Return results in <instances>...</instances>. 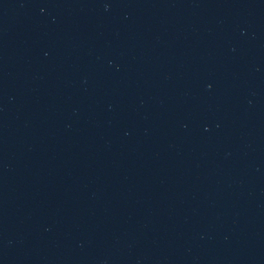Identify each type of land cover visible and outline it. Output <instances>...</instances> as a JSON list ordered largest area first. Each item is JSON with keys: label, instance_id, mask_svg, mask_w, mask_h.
<instances>
[{"label": "water", "instance_id": "95a60500", "mask_svg": "<svg viewBox=\"0 0 264 264\" xmlns=\"http://www.w3.org/2000/svg\"><path fill=\"white\" fill-rule=\"evenodd\" d=\"M0 264H264V0H0Z\"/></svg>", "mask_w": 264, "mask_h": 264}]
</instances>
